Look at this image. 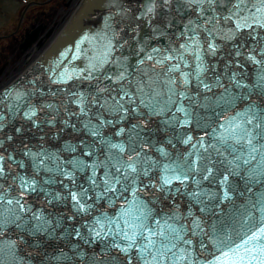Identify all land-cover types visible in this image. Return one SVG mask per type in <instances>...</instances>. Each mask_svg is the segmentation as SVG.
<instances>
[{"label":"water","instance_id":"water-1","mask_svg":"<svg viewBox=\"0 0 264 264\" xmlns=\"http://www.w3.org/2000/svg\"><path fill=\"white\" fill-rule=\"evenodd\" d=\"M81 3L69 25L29 75L0 96V167H3L0 186L6 199L19 198L25 205L24 219L34 223L30 217L40 214L50 221L49 231L54 230L52 236L47 232L31 235L14 225H6L0 231V264H100L112 256L122 257L117 249L106 252L99 241L93 242L83 226L85 221H91V216L77 213L70 200L57 201L45 194L60 193L63 197L68 190L63 188L61 181L69 188L72 185L64 176L44 170L53 166L50 160L64 162L65 170H71L66 161L82 155L81 141L91 143L96 139L84 129L85 122L90 120L97 124L100 118L114 122L119 119V115L102 109L100 105L111 104L112 97L117 96L121 87L130 94L124 99L125 107L136 108L138 114L129 111L128 118L120 123L106 124L102 134L111 137L113 143H124L127 155L129 130L136 124V131L143 138L140 156L146 162L145 166L153 163L174 166L183 164L185 159L195 161V170L189 173L183 184L174 181L169 186L179 188L180 192L159 191L162 170L152 167L149 177H142L144 183L140 187L143 192L139 194L146 201H157L149 205L157 209L163 207L168 211L176 205L175 210L186 215L191 208L205 231L213 220L226 221L233 204L228 200L221 202L227 186L202 180L205 173L201 164L206 161L201 157L209 156L212 163L207 166L213 169L216 181L223 179L227 165L222 166L216 161L231 160L232 157L216 142L217 139L225 134L232 119L237 118L239 122L238 114L247 112L250 106L264 110V81L261 80L264 77V27L250 21L252 27L237 30L235 18L225 20L237 0H231V3L221 0L211 6L207 0H82ZM197 54L201 61L195 59ZM180 56H183L182 60ZM199 62L205 68L200 77L203 84L196 80L188 85H195L198 97L184 99L177 95L174 97L177 102L171 105V110L163 113L158 110L156 115L140 105V99L147 102L152 97H142L137 89L142 88L147 93L151 86L161 93L157 99L166 98L169 76L174 81L171 87L177 93L183 92L182 72L167 73V69L179 64V69H193L195 72ZM245 73L257 77L254 87L245 94L235 95L231 85L221 82L228 74L237 81V76ZM204 84L209 87L205 88ZM130 98L135 103H130ZM178 106H183L187 115L176 112ZM81 108L85 111L81 112ZM174 116L181 122L187 120V123L176 124ZM120 128L125 130L123 137L115 135ZM189 137L191 140L185 144L183 141ZM69 145L75 146L76 151H67ZM95 146L100 149L99 141ZM161 148L168 154L166 157L157 151ZM41 160L44 163L38 170L35 165ZM20 177L30 183L35 181L37 191L21 189ZM50 179L56 183H46ZM194 179L201 181L200 184H194ZM247 179L246 176L244 180L229 176V183L235 186V191H229V195L241 208L249 201L256 202L264 197V180L246 183ZM80 182L78 179L77 183ZM144 184L155 187L144 188ZM200 190L217 194L212 201L219 204L218 209H212L218 212L216 217L201 213V205L185 195ZM126 195L130 198V194ZM124 203L122 199H117L115 205L101 201L98 207L111 216ZM93 215L98 213L93 212ZM254 215L259 220V211ZM192 218L184 221L189 227ZM260 226L254 229L256 233H259ZM77 228L81 233L79 237L75 235ZM245 232H248L247 228L241 229L235 243L228 247H222L215 237H205L207 251L197 250L199 256L197 251H191L194 264H200L205 255L202 264H260L264 252L247 251L255 241L249 240L246 245L244 240H248L252 233L245 235ZM189 238L193 240L192 247H198L196 242L200 237L189 234Z\"/></svg>","mask_w":264,"mask_h":264},{"label":"snow or ice","instance_id":"snow-or-ice-1","mask_svg":"<svg viewBox=\"0 0 264 264\" xmlns=\"http://www.w3.org/2000/svg\"><path fill=\"white\" fill-rule=\"evenodd\" d=\"M213 2L220 3L221 0H207L209 6ZM229 2L231 3V0ZM232 18L238 21L236 24L237 30L244 27H252V23L264 27V22H262L264 21V0H237L235 6L229 10V16L225 17V20ZM209 35H211V32H209ZM209 48H212V45H209ZM185 50L187 51V49ZM239 54L237 52V55ZM180 59L182 60L183 56H180ZM195 59L201 61L200 55L197 54ZM179 68V64L170 65L167 73L177 72ZM204 71L205 68L202 62L197 63L194 75L198 84H203L200 77ZM189 75H192V73H181L184 85L189 84ZM261 80L264 81V77H261ZM172 83L174 81H171L169 76V83L167 84L168 95L166 98L161 99H157V97L161 96V93L156 92L151 86H149L147 93L142 88L137 89L142 97H152L147 102L143 98L140 99V105L147 108L150 114L156 115L158 110L159 113L171 110V105L177 102L174 99L177 95L187 99L188 97L184 92L177 93L171 87ZM203 86L205 88L209 87L207 84ZM129 95V92L124 87H121L117 91V96L112 97L111 104L100 105L102 109L114 115H119V119L115 122L112 120L105 121L100 118L97 124H92L90 120L84 123V129L96 139L91 143L81 141L82 155L74 156L66 161L67 167L71 169L70 171L65 170L64 162L55 163L51 160L49 163H52L53 166L44 169L64 176L70 180L72 185L69 188L68 184H63V181H61L63 188L68 190L63 197H61L60 193L50 194L45 192V194L51 195V198L57 201L68 202L70 200L72 207L77 213L91 216V221H85L83 226L87 229L88 235L93 242L99 241L102 249L106 252L111 249H117L122 254L120 258L112 256L102 260L100 264H133V260H135V264H194L191 252L193 240L189 238V234L192 237H200L196 243L199 250L203 252L207 251L205 237H215L222 247H228L235 243V237L244 228H247L248 232L252 233L248 240H244V243L247 245L249 240H252L258 246V248L247 250L264 252V197L256 202L249 201L241 208V206L235 205L229 195V191H235L234 184L229 183V176H239L242 180L246 176L248 178L246 183H259L264 180V110H257L254 106H250L247 112L238 114L239 122H237V118H233L225 134L217 139L216 142L232 157L231 160L221 159L216 161L222 166L227 165L224 169L226 174L223 175V179L216 181L213 169L207 166L212 163V160L207 155L201 157L202 160L206 161V163L201 164V169L205 173L202 176V180L210 183L218 182L221 186H227L221 197V202L228 200L233 204V209L227 214L226 221L225 219L213 220L211 223L205 221L204 223H208V231H205L202 222L194 217L191 208H189L186 215H181L175 210L178 208L176 205L168 211H165L163 207L157 209L149 206L157 203V201H146L139 194L143 192V188L140 187L144 183L142 177L148 178L152 167L162 170L159 191L164 193L180 192L179 188L172 189L169 186L174 181H179L183 184L189 178V173L195 170V161L185 159L183 164L176 163L174 166L155 163L145 166L146 162L140 156V153L143 152L140 141L143 138L136 131L138 128L136 124L131 125L129 130L127 155H125L124 143H113L111 137L106 138L102 134V129L106 124L114 126V123H120L128 118L129 111L134 115L138 114L136 108L129 109L125 107L124 99L129 97ZM129 102L135 103L131 98ZM161 104H163V107L160 106ZM175 110L187 115L183 106H178ZM84 111L81 108V112ZM173 121L181 126L187 123V120L181 122L175 116ZM231 125H234V127ZM124 131V128H120L115 135L121 136ZM190 140L191 137L183 142L187 144ZM97 141H99L101 146L99 150L95 146ZM67 151L75 152L76 147L69 145L67 146ZM157 151L160 152L161 156L166 157L168 155L162 148L157 149ZM205 153H207L206 149ZM189 155H193V153H189ZM217 155H220V153L217 152ZM82 157H87L88 160L86 161ZM43 163L41 160L39 164L35 165L38 170ZM76 173L81 174V176L78 177ZM241 173H244V175H241ZM2 175L3 167H0V176ZM210 177L212 178L211 180ZM78 179L81 181L80 183H77ZM19 180L21 189L30 188L32 192L37 191L35 181L30 183L23 177H20ZM200 182L193 180V183L197 185ZM46 183H56V181L50 179ZM148 187H155V185L144 184V188ZM40 191H45V189L40 188ZM126 194H130V198ZM21 195H23V192ZM185 195L201 205L199 209L201 213H210L213 217L218 215V212L212 211L213 208H219V204L212 203L216 199V193L200 190L185 193ZM240 195H243V193ZM117 199H122L125 203L111 216L101 211L98 207L101 201L115 205ZM164 199H167V196ZM206 200L208 203H205ZM24 208L25 205L21 203L19 198L6 199L3 188L0 186V231L6 225L11 224L31 235L39 232H47L49 236L54 235V230L49 231L51 227L50 221L47 218H42L40 214L30 217V220L34 221V223L24 219ZM257 211L260 213L259 220L254 215ZM93 212L98 213V215H93ZM188 217H193L190 227L184 222ZM68 219L71 220L73 217H68ZM258 225L262 226L259 227V233H256L254 229ZM57 226H59V222H57ZM248 232L244 234L248 235ZM66 234L70 233L66 232ZM75 235L81 236L78 228L75 230ZM240 238L242 239L243 237ZM85 242L87 243L88 241L86 240ZM199 254L198 252L197 256ZM260 264H264V260Z\"/></svg>","mask_w":264,"mask_h":264},{"label":"rangeland","instance_id":"rangeland-1","mask_svg":"<svg viewBox=\"0 0 264 264\" xmlns=\"http://www.w3.org/2000/svg\"><path fill=\"white\" fill-rule=\"evenodd\" d=\"M75 1L0 0V87L34 57H30L29 52L42 48L49 41L58 28L55 19L60 21ZM37 25L43 26L40 32L43 38H38L27 49L21 48L25 33Z\"/></svg>","mask_w":264,"mask_h":264},{"label":"bare ground","instance_id":"bare-ground-1","mask_svg":"<svg viewBox=\"0 0 264 264\" xmlns=\"http://www.w3.org/2000/svg\"><path fill=\"white\" fill-rule=\"evenodd\" d=\"M81 2H82V0H76L75 3L73 4L72 8L69 9L68 13H66V14L64 15V17L61 18L60 21H57V18L55 19L56 22H57V24H58V28H57L55 34L52 36V39H54V38L56 37V35L60 32L61 28L64 27V26L69 22V20H70L69 17L73 16L74 12L76 11L77 7L80 5ZM78 4H79V5H78ZM52 41H53V40H52ZM37 48H38V47H37ZM37 48H36V50H34L33 52H32V51L29 52V53H31V54H30L31 57L34 56V57L37 58V57L40 56V55L42 54V52L44 51V49H39V50H38ZM34 57H33V58H34ZM34 59H35V58H34ZM34 59H33V60H34ZM33 60H32V61H33ZM8 83H9V82H8Z\"/></svg>","mask_w":264,"mask_h":264}]
</instances>
